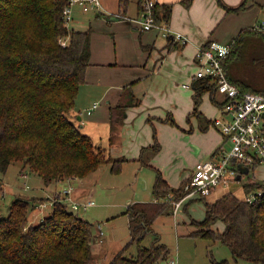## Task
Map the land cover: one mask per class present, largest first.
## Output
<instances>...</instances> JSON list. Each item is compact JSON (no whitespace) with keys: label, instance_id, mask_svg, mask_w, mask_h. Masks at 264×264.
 Segmentation results:
<instances>
[{"label":"trees","instance_id":"obj_1","mask_svg":"<svg viewBox=\"0 0 264 264\" xmlns=\"http://www.w3.org/2000/svg\"><path fill=\"white\" fill-rule=\"evenodd\" d=\"M218 2L228 14L249 9L246 0L236 7ZM68 3L69 0H0V174L6 175L12 164L22 163L47 187L60 180L86 178L108 163L111 172L119 174L127 161L109 156L69 118L80 88L86 83L93 29L68 28ZM129 3L130 0H119L120 9L126 12ZM154 14L158 23L169 25L172 6L156 4ZM97 16L103 17L102 13ZM63 39H67L66 45ZM229 45L230 52L223 60L229 80L245 92L264 94V31L257 26L244 28ZM193 89L192 115L205 123L202 130L215 128L214 120L206 118L200 106L205 94H210L215 106L221 105L216 83L208 78L196 79ZM128 96L125 104L112 109V123L120 124L126 109L140 104L131 91ZM150 149L157 153L161 146L157 142ZM143 158L142 155L140 161ZM256 168L250 167L242 178L247 175L249 179L243 185L246 195L262 193L257 201L249 203L232 192L213 202L201 198L206 216L200 222L193 220L197 230L191 236L222 242L231 249L235 260L264 264V181L249 177ZM156 173L155 200L132 203L122 214L128 217L131 240L106 264H169L171 250L159 236L150 247L142 246L141 241L153 232L158 218L166 214L176 217L170 197L177 201L186 197L189 179L175 188L160 170ZM4 188L0 181V202ZM67 198L58 195L50 201L41 196L19 195L7 216L2 215L0 206V264H92L95 226L73 211ZM49 205L52 212L34 223V212ZM219 221L225 225L222 232L214 228ZM133 244L138 245L136 255L128 254ZM213 264L232 263L223 260Z\"/></svg>","mask_w":264,"mask_h":264},{"label":"crops","instance_id":"obj_2","mask_svg":"<svg viewBox=\"0 0 264 264\" xmlns=\"http://www.w3.org/2000/svg\"><path fill=\"white\" fill-rule=\"evenodd\" d=\"M140 1L130 0L124 12L119 7V0H101L104 10L109 14L102 13L103 17H98L97 13L80 12L74 15V22H79L80 16H92L88 19V23L93 32L86 83L80 88L69 118L82 133L92 138L97 147L104 149L112 158H126V165L139 164L135 170L149 174V180L152 178V189L157 169L174 187L170 182L171 176L164 171L166 169L162 159L166 149L170 150V154L174 155L175 159L187 157L197 160L198 163L218 156L219 152L214 153L223 146L222 134L212 126L202 130L201 126L205 127V123L192 115L195 107L193 83L197 72L196 55L198 48L209 41L229 44L241 29L234 27L231 34L224 32L222 34L218 27L223 22L238 20L239 16L228 14L218 0H155L158 6H172L169 26L173 32L181 33L188 39L186 44L170 43L158 30L144 31L134 23L133 19L140 11ZM222 1L229 7H236L243 2V0ZM252 2L254 4L247 5L249 10L255 9L253 7L256 5L262 7L264 4V0ZM119 14L125 18L118 17ZM258 24L260 21L254 26ZM185 85L190 87L187 88ZM130 91L139 99L140 104L126 109L123 121L116 125L112 123L111 111L128 101ZM96 103L98 107L92 114H88V110ZM216 107L218 110L212 112L211 117L204 112L203 103L200 111L206 118L213 120L220 113V107ZM157 142L161 149L155 153L150 148ZM142 155L145 162L140 161ZM107 165L110 166L111 171V164ZM100 168L86 178H70L51 184L46 189L50 193L47 196L51 198V194L72 188L70 198L66 199L68 204H71L70 201L86 203L92 200L91 194L96 190L88 184L87 179L92 175L95 177ZM146 169L153 171L152 177L149 172H144ZM62 185L63 187H60ZM195 198L198 197L189 199ZM146 200L148 199H139V201L132 199L125 205V209L113 218L121 216L132 203L151 202L155 197L153 195L151 201ZM45 217L43 211H39L35 215L34 223L41 222ZM183 222L194 225L193 220L183 219ZM224 229L225 225L221 232ZM100 230L105 232L104 236L101 235ZM192 232L188 235L191 236ZM111 237L112 235L106 233L105 229L95 226L93 239L96 251H101L105 256L98 260L99 264L107 262L105 259L110 253ZM101 253L96 252L95 255L99 256Z\"/></svg>","mask_w":264,"mask_h":264},{"label":"rangeland","instance_id":"obj_3","mask_svg":"<svg viewBox=\"0 0 264 264\" xmlns=\"http://www.w3.org/2000/svg\"><path fill=\"white\" fill-rule=\"evenodd\" d=\"M246 1L247 5L254 4L252 2L254 0ZM253 8L255 9H248L238 13V20L228 23L223 22L221 26L218 27L219 30H221L220 32L222 34H231L232 28L234 27L242 30L244 28L253 27L258 21H260V23L262 21L263 23L264 4L262 7L256 5ZM80 12L81 11L77 8L74 15H78ZM91 17L92 16L90 15L80 16L79 22H70L68 24V28L81 31L87 30L90 27L88 19H91ZM63 40L65 42L67 41V39ZM251 73L253 72L251 71ZM203 101V109L205 111L203 109L202 111L206 112L208 117H211L212 112L218 110V108L212 104L209 94L204 95ZM225 147L229 151V144ZM185 158L186 159H175L174 155L170 154L169 149L168 151L166 149V153L163 156L162 160H164V167L166 169L164 170L165 174L169 173L168 175L171 176L170 182L174 185V187H179L180 184H182L185 179L191 175V172L196 166L197 160L190 158L187 159V157ZM100 167L101 168L95 177L92 175L87 179L88 184L92 185L94 190H96L91 194V198L95 201L96 205L91 206L86 210L82 209L80 215L89 220L93 226H102L106 233L109 232L112 235L110 240V253L105 259V261H107L106 263H108L111 257L124 248L131 240L128 217L121 215L113 218V216L121 213L125 209V205L132 199L133 201H139V199H148L146 201H151L153 199V189L152 178L149 180V174L135 170L136 167H139V164H124L119 174H113L109 169L110 166L107 164H103ZM144 172H149L152 177L153 171L146 169ZM249 177L264 181V166H258L255 171L249 175ZM248 180V176L246 175L241 181H233L227 188L224 187L215 190V193L207 197V201H216L222 195L229 192L234 193L240 198H245L246 193L243 185ZM0 181L5 184L0 202L1 213L3 216H7L10 205L19 195L27 198L45 196L50 201H53L58 195L61 197L64 194V191H61L60 193H55L54 195L51 194V198H49L47 196L49 192L46 191L47 186L45 185L43 179L37 174L30 172L28 168H24L22 163L12 164L6 175L0 174ZM92 182H94V184H92ZM148 185L149 188H147ZM60 187H63V185ZM44 208L45 207L40 209V211H43L45 216L49 215L52 211V205H49L45 209ZM205 210V201L203 199L195 198L186 200L178 212V217H175L173 214H166L158 218L154 223L153 232L149 233L141 241V245L150 247L154 243L156 235L159 236L161 242L165 243L171 249L170 259L177 260L178 264H213L215 260H228L232 264H255L242 259L235 260L231 249L220 241L213 242L211 240L188 235L193 230H196V227L191 225L190 222L184 223L183 219H186L187 221H201L206 216ZM38 212V210L34 212L33 222L35 215ZM223 226L224 223L219 221L215 224V229L219 228L221 231ZM93 232H95V229H93ZM96 249L97 248L95 247L94 250L96 251ZM96 252L101 253V251ZM137 253L138 245H131L128 254L136 255ZM104 257L105 256L102 253L99 256L95 255V259L92 264H99L98 260Z\"/></svg>","mask_w":264,"mask_h":264},{"label":"built area","instance_id":"obj_4","mask_svg":"<svg viewBox=\"0 0 264 264\" xmlns=\"http://www.w3.org/2000/svg\"><path fill=\"white\" fill-rule=\"evenodd\" d=\"M155 0H143L142 8L134 23L144 31L158 30L161 35L169 40L186 44L188 39L181 33L173 32L168 24L156 21L154 9ZM83 14L107 13L101 0H69L65 10L67 23L73 21L76 9ZM109 14V13H107ZM118 17L125 18L122 15ZM264 31V22L257 25ZM66 45V42H63ZM230 52L229 44H221L214 41L209 47L201 45L196 55L197 72L194 79L208 78L216 83L217 94L220 95V113L214 120L215 128L224 137V143L219 155L210 159L199 161L193 169L186 189L190 192L181 200L170 197L175 207L177 216L183 203L192 197H208L217 189L229 187L233 181H237L240 169L252 166H264V94L257 92H245L237 84L229 80L224 67L225 60ZM189 88L190 85H185ZM98 107L94 104L88 114H92ZM229 144V151L226 145ZM72 188L64 190V194L70 198ZM262 193L252 192L245 196L249 203H255ZM70 207L75 212H80L95 206V201L79 203L70 201ZM99 229H102L99 226ZM103 235V232L101 233ZM169 264H178L177 260H170Z\"/></svg>","mask_w":264,"mask_h":264},{"label":"water","instance_id":"obj_5","mask_svg":"<svg viewBox=\"0 0 264 264\" xmlns=\"http://www.w3.org/2000/svg\"><path fill=\"white\" fill-rule=\"evenodd\" d=\"M248 169L247 168H241V173H240V175L238 176V178H237V180L238 181H240V180H242V174H247L248 173Z\"/></svg>","mask_w":264,"mask_h":264}]
</instances>
